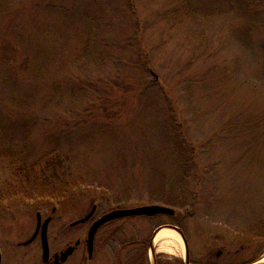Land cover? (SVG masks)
Here are the masks:
<instances>
[{
    "label": "rangeland",
    "instance_id": "obj_1",
    "mask_svg": "<svg viewBox=\"0 0 264 264\" xmlns=\"http://www.w3.org/2000/svg\"><path fill=\"white\" fill-rule=\"evenodd\" d=\"M48 159L9 215L264 220V0H0V191Z\"/></svg>",
    "mask_w": 264,
    "mask_h": 264
},
{
    "label": "flooded vegetation",
    "instance_id": "obj_2",
    "mask_svg": "<svg viewBox=\"0 0 264 264\" xmlns=\"http://www.w3.org/2000/svg\"><path fill=\"white\" fill-rule=\"evenodd\" d=\"M173 202L154 204L168 213L106 222L92 241L89 232L96 221L129 208L98 215L93 205L92 215L90 210L78 217L56 215L54 208L52 214L37 208L34 215L20 217L0 209V264H264L263 219L236 226L215 213L213 201ZM166 228L177 231L182 254L160 251L155 244L158 231Z\"/></svg>",
    "mask_w": 264,
    "mask_h": 264
},
{
    "label": "trees",
    "instance_id": "obj_3",
    "mask_svg": "<svg viewBox=\"0 0 264 264\" xmlns=\"http://www.w3.org/2000/svg\"><path fill=\"white\" fill-rule=\"evenodd\" d=\"M62 160L60 159H48V160H42L41 162H37L33 165H29L26 166L24 168H14L11 172H12V176H16L14 178V180L11 182H9L8 185L4 186V188L1 189L0 191V209L2 210H6V213H9V210H11L12 208L16 207V206H22V204H24L26 200L29 201H33L35 199H38L37 197L39 196L40 192H45V190H41L38 191L36 189V187H46L47 185L44 184H38L36 183V180H32V179H28L27 182V186H34L35 187H30L32 188L33 193H25V191L23 190L25 188V183H23L22 181V175H25L26 177H28V175H30L31 172H34L36 167H40L41 171L44 173H47L49 170V167L53 164H55L56 166L61 165ZM51 164V165H50ZM19 172V175H18ZM52 175H56V174H51ZM53 176V177H54ZM58 176H55V179H57ZM37 179V178H36ZM53 179V178H52ZM39 180V179H37ZM56 182V180L54 181H50V183ZM49 183V182H48ZM59 185V184H58ZM50 187H55V184H51ZM51 189V188H49ZM56 189V188H54ZM59 189V188H58ZM65 191V190H63ZM2 201V202H1ZM5 201V202H3Z\"/></svg>",
    "mask_w": 264,
    "mask_h": 264
},
{
    "label": "water",
    "instance_id": "obj_4",
    "mask_svg": "<svg viewBox=\"0 0 264 264\" xmlns=\"http://www.w3.org/2000/svg\"><path fill=\"white\" fill-rule=\"evenodd\" d=\"M170 210L166 207H161V206H142V207H137V208H131V209H118V210H113L110 213L104 215L101 219L96 221L92 227L90 228L89 232V240L92 241L94 233L97 231V229L104 223L115 220L119 217H124V216H154L157 214H163V213H168ZM94 213V208L91 210L88 216L92 215ZM85 221L82 220L81 222ZM169 230H173L171 228H166ZM159 232V231H158ZM177 232V231H175Z\"/></svg>",
    "mask_w": 264,
    "mask_h": 264
},
{
    "label": "bare ground",
    "instance_id": "obj_5",
    "mask_svg": "<svg viewBox=\"0 0 264 264\" xmlns=\"http://www.w3.org/2000/svg\"><path fill=\"white\" fill-rule=\"evenodd\" d=\"M160 251L182 254V244L179 236L168 229L160 230L154 240Z\"/></svg>",
    "mask_w": 264,
    "mask_h": 264
}]
</instances>
